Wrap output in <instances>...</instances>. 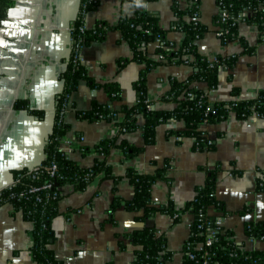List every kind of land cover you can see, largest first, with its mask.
<instances>
[{"label":"crops","instance_id":"crops-1","mask_svg":"<svg viewBox=\"0 0 264 264\" xmlns=\"http://www.w3.org/2000/svg\"><path fill=\"white\" fill-rule=\"evenodd\" d=\"M97 9L84 16V26L92 29L98 22L115 26L120 17H132L131 0H91ZM171 0L147 2L144 9L157 16L159 27L165 31L167 43L176 47L183 41V33L174 28L175 16ZM80 0H16L0 26V189L12 182V171L34 169L45 156V143L51 132L56 96L62 91L59 74L65 69L71 47V25L77 18ZM180 7H184L181 0ZM219 13L215 0H200V22L208 32L197 41L200 55L214 59L238 55L231 69H221L215 88L199 87L210 101H247L264 93V42L259 43L255 26L239 21L237 31L249 47L245 53L238 41L222 44L216 35L213 18ZM161 43H149L145 51L152 61H159ZM131 50L117 31H108L105 39L83 48L80 60L88 76L97 85L78 83L63 112L69 131L60 141V148L68 152L80 167L94 164V147L103 140L117 136L113 121L88 122L77 118V112L88 111L93 102L110 105L105 86L116 83L121 101L111 105L132 107L137 100L133 84L144 64L129 61L119 67L122 59L130 60ZM193 69L187 64L159 65L146 75V92L157 110L170 111L173 104L163 103L162 97L170 89V81H184ZM233 90L238 94L233 95ZM26 101L29 108L44 112L38 120L25 110H15V101ZM123 115H117V122ZM125 133L121 139L141 148L131 160L119 150L107 157L113 177L118 183L113 192L112 180L100 177L83 191L73 193L70 186L62 188L64 196L58 204L59 215L52 221L54 241L51 249L63 264H133V247L119 249L118 239L144 227L157 230L166 241L172 256L165 264H181V249L189 236L192 216L181 215L173 223L167 214H157L144 222L135 221V214L123 208L112 215L108 210L114 195L124 201L133 197V187L125 177L128 170L153 175L166 168L164 181L151 186V205L164 207L172 202L175 210H182L202 186L208 171L217 170L215 196L222 202L226 214L210 211L217 223L233 234L235 242L248 251H264V238L252 239L245 233L248 224L264 225V118L250 116L203 126L215 141L213 150L197 151L191 138H177L185 126L182 121H170L156 128L152 145L143 146L141 126ZM172 132V134L170 133ZM82 148L88 149L85 153ZM262 184L263 189L258 190ZM241 211H244L241 213ZM140 214V213H139ZM33 224L24 221L11 208L0 209V264H36L30 248L33 245Z\"/></svg>","mask_w":264,"mask_h":264},{"label":"trees","instance_id":"trees-1","mask_svg":"<svg viewBox=\"0 0 264 264\" xmlns=\"http://www.w3.org/2000/svg\"><path fill=\"white\" fill-rule=\"evenodd\" d=\"M152 1L155 0H131L134 8L132 17H120L115 26L98 22L92 29L86 28L81 31L85 14L96 10L97 3L80 0L77 18L71 25L69 57L65 61V69L59 74L63 88L56 96L53 125L45 143L44 159L34 169L13 170L11 184L0 189V209L9 207L12 214L19 213L24 221L33 224V245L30 250L36 264H63L51 249L55 238L52 221L59 215L58 204L64 197L61 194L63 187L70 186L73 193L80 192L100 177L103 180H112L115 192L118 179L113 177L106 160L113 150H119L128 160L133 159L141 151V148L131 146L121 139L123 134L138 128V117L143 120L141 126L143 146L154 143L155 131L159 125L170 121H182L184 130L173 134L177 138L193 139V147L197 151L213 150L215 147V141L202 129L205 120L212 125L224 122L231 116L236 120H244L253 115L264 118V93H259L255 99L247 101H210L199 87L204 84L209 90L215 88L220 70L231 69L238 59V55L208 59L199 54L197 41L208 32V27L199 20L200 0H195L192 6L182 8L181 0H171V9L176 19L174 28L184 36L178 47L167 43L165 31L159 27L157 16L144 9L145 3ZM215 2L219 13L214 16L213 21L216 33L223 32L219 37L222 44L236 40L245 53L251 54L255 50L239 36L237 31L239 21L255 26L259 33V43L264 42V0H215ZM15 3L16 0H0V26ZM223 11L228 15L225 21L221 20ZM108 31L119 32L132 53L130 60H118L119 67L133 61L144 64V69L133 84L137 100L132 107L119 105L118 110L112 109L111 105H117L121 101L120 88L113 83L105 86L110 105L93 102L88 111L77 112V118L80 120L113 121L118 127L115 138L100 141L94 147L96 154L94 164L82 168L60 148L61 139L69 131V125L63 121V112L80 81L97 87L88 76L80 60V53L91 43L104 40ZM155 41L162 45L158 62L150 60L145 51L146 46ZM177 64H187L192 67L193 72L184 81L174 79L170 81V89L161 101L173 104L174 108L170 111L157 110L153 102L147 98L146 75L159 65ZM232 93L236 96L238 91L233 90ZM13 108L25 110L29 116L38 120L44 118L43 111L30 109L26 101H15ZM118 114L123 115L120 122L116 121ZM210 140L212 143L208 144ZM87 150L82 148L81 152L85 153ZM165 171L166 168H163L153 175H144L128 170L125 177L133 187V197L130 201H124L114 195L108 210L109 215L123 208L134 213L137 222H144L157 214H167L173 223H178L182 214L189 213L192 221L189 225V236L181 249V264H264V251L244 250L235 242L231 232L219 226L216 216L209 214L210 211L220 213L222 216L226 214L222 202L215 196L217 170L208 171L204 184L195 188L194 197L180 211L174 209L172 202L164 207L151 205V186L157 181L166 180ZM47 185L50 186L38 192H30L32 188ZM258 187V190L263 189L262 184ZM245 233L249 238L262 239L264 225L248 224ZM209 238L211 244L206 246V240ZM126 243L134 249L133 264H165L172 256L166 248L164 237L154 228L144 227L125 234L118 239L119 249H126Z\"/></svg>","mask_w":264,"mask_h":264},{"label":"built area","instance_id":"built-area-1","mask_svg":"<svg viewBox=\"0 0 264 264\" xmlns=\"http://www.w3.org/2000/svg\"><path fill=\"white\" fill-rule=\"evenodd\" d=\"M195 4V0H184V7H187V6H192V5H194ZM227 17H228V15H227V13H226V11H223L222 13H221V20L222 21H225L226 19H227ZM84 29H86V27L83 25L82 26V28H81V31L82 30H84ZM216 35H217V37L219 38V37H221L222 35H223V32H218V33H216ZM203 126H207L208 125V122L205 120V121H203V124H202ZM212 143V141L210 140V141H208V144H211ZM66 152V151H65ZM67 154H68V152H66ZM53 170H54V166L52 167V171H51V174H53ZM50 185H47V186H44V187H41V188H32L31 190H30V192H38L40 189H44V188H48ZM206 246H209L210 244H211V239L209 238V239H207L206 240ZM204 264H206V263H204Z\"/></svg>","mask_w":264,"mask_h":264}]
</instances>
